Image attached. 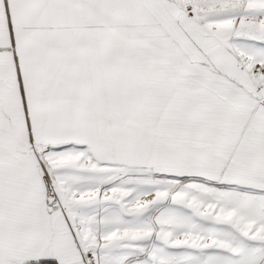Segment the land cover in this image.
Segmentation results:
<instances>
[{
  "label": "snow or ice",
  "instance_id": "6c2138e0",
  "mask_svg": "<svg viewBox=\"0 0 264 264\" xmlns=\"http://www.w3.org/2000/svg\"><path fill=\"white\" fill-rule=\"evenodd\" d=\"M0 264H264V0H0Z\"/></svg>",
  "mask_w": 264,
  "mask_h": 264
}]
</instances>
